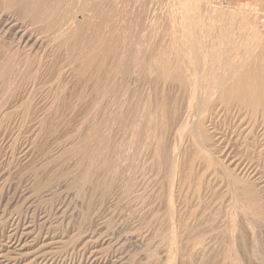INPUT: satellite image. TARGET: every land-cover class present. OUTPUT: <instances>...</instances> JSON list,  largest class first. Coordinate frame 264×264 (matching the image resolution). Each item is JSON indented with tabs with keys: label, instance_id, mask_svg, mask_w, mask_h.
Returning a JSON list of instances; mask_svg holds the SVG:
<instances>
[{
	"label": "rangeland",
	"instance_id": "374dc122",
	"mask_svg": "<svg viewBox=\"0 0 264 264\" xmlns=\"http://www.w3.org/2000/svg\"><path fill=\"white\" fill-rule=\"evenodd\" d=\"M46 1V5H42L41 3H39L37 7L40 12V9L41 11L44 10L43 6H45V11L40 13H42V15L47 14L48 16H40V14H37L39 12H35L36 15H33V11L29 12V14L28 12L22 13L20 7L18 8L20 10H18L16 6H11L16 7L17 10H15V8L13 9L9 6L10 9L14 11L13 12L12 10H9L8 4L5 0H0V47L2 45V47L0 48V264H264V136H257V130H254L255 134H251V129H249L251 127V119L249 117L242 119L239 118V120H241L239 121L237 118V115H239L237 108L233 109L229 107L231 110L228 111L225 105L217 103L218 97L214 94V90H217L215 88L214 79H209L205 81L206 84L203 81V84L201 85L202 88L200 87L199 89V92H203L201 95L199 94V97H202L199 101L200 104H202L203 102V105H201L202 107L208 105L207 107H205V109H208L210 107L211 109L213 108V116L216 115L214 117L212 116L213 118L210 117V121L208 112H205L206 114H203V118L207 117L209 120V123L207 122V125H205L206 131H208L212 137H216L214 140L217 139L215 141L217 142V148L216 150H213L214 152H212L216 155L214 154L212 156V154H207L205 150H201L200 148L201 144H203V133L200 129L201 127H196V130H193L196 131L195 133H197V135H194V132L191 131L190 136H187L190 137V139L187 138V141V139H185L186 135L183 134L187 133V131L185 130L190 129L189 126L192 123L188 125L189 128L186 127L185 130L179 132V127L177 126V124H174L173 120H170V116H167L170 115L169 107L171 108L172 104L176 102V99L180 98V95L182 100L180 98L178 105L179 107H186L190 89L187 88L186 91L188 92H186L184 89L182 90V88L175 82L168 81L164 78H161L163 81H161L160 79L158 80L156 74L154 75L152 71L149 70V66L153 64L152 61L154 53H157V55L160 57V62L156 64L157 67L160 68L159 72L165 66L187 64L186 62L188 60L191 61V58L195 55L199 58L201 57L198 62V65L200 68L202 67L201 69H203L205 65L203 47L207 46V44H212V42H214L215 40H217L215 42L219 44H217V46L214 48H210L211 52L213 50L211 57L213 61L211 63H215L214 66H217L216 63H218V67L224 66L223 63H226L227 65L230 64V53L235 54V52L238 50L249 54H253L255 51H259V47H261L264 43V33H261V31H263L262 23L264 22V0H94V2H92L94 4L100 2L99 5L97 3L96 6L98 7V9L100 6L101 9L99 10L102 12V15L88 17L89 27L84 28L86 29V31H81L85 34H78L79 37L80 35H82V37L85 36L82 39L83 41L79 40L83 43L79 42L80 44L76 45L77 49L79 50H77L75 46H71L73 43L72 41L74 40L72 36V34L74 33V27L70 29V24L67 26V22H60V20L62 19V17L60 16L62 15L63 18L70 19L74 17L72 14L73 11H82L83 8H86L85 10L87 11L88 6L86 5L85 7H83L86 1L70 0L71 3L69 4V0H61V3H64L63 1H67L65 2L66 7H64V4H61L59 2V4L57 5L58 0ZM51 2L53 4L56 3V8H54L55 5L53 4V6H51V9L49 8V3L51 4ZM73 3L74 6H71V4ZM62 5L64 8L61 7ZM79 5L81 6V8ZM69 6V12L67 9L66 13L65 9ZM75 6L79 9H77ZM189 6H194L191 8L192 11ZM73 7L77 10L73 9ZM34 8L36 10V7ZM61 8L63 11L61 10ZM176 9H178V11ZM189 9L190 12L188 13ZM47 10L49 11L47 12ZM15 11L17 12L16 15ZM104 11L105 14H103ZM156 13H158L159 15H157ZM20 14H23V16H25L24 14L28 15L23 17L20 16ZM31 14L36 17L40 16L43 20L40 19L41 21L38 20L39 23L37 21H35L37 22L35 23L33 22L35 17H33ZM64 14L66 16H64ZM30 15L32 18H34L32 21ZM109 15H115L116 17H109ZM28 16L30 17V19L28 18ZM102 16H104V18ZM203 17L205 19H203ZM24 18L25 20L26 18H28L31 23L33 22V25H31L28 19V21L26 20L25 22ZM100 19L101 21H103V23H110V26L106 24L102 25L103 23L100 21ZM183 19H185L186 21H184ZM200 19L204 25L200 22ZM172 21L174 24L172 23ZM261 21L263 22L261 23ZM90 23L91 25H93L92 27L90 26ZM96 23H101L99 24V26H102L98 28L99 26H96L98 25ZM14 24L17 25L15 26ZM62 24L65 25L63 26ZM19 26H22V28H20ZM93 27L95 28V30ZM102 27L104 28V30ZM58 28L60 29L58 30ZM92 28L94 31L91 30ZM108 28H110L114 34L111 32L110 29L109 31H107ZM257 28H259L260 33L258 32ZM20 29H24L26 33L28 32L27 35L24 34L25 32L23 30V32H21ZM100 29L101 31H103H100L102 35L96 34L99 32L98 30ZM87 30L88 32L90 31L91 34L87 33ZM201 31L202 34H205L207 38H198L199 33ZM67 34H70V36ZM87 34H89L90 36H86ZM30 35L31 37L29 38ZM91 35L94 36L92 40H94L97 36L101 35L102 37H105V39L109 40V42H112L110 39L114 40L113 37H115L116 35L117 38L115 37V39H117V41L114 40L113 42L114 44H116L117 49H115L114 52H110L115 54L109 53L106 56L103 63L99 64V68H94V66H92L91 68L93 71L91 70V68L89 69L90 71H92L91 73L89 70V72L87 71L88 74L86 72H84V74L79 73L77 69L79 67L78 59L81 58L79 52L83 49L82 46L86 47L87 42L89 43L88 40L91 41V39H89L91 38ZM143 35L146 36L144 37ZM118 36L120 38V41L118 39ZM168 36L170 38H168ZM239 36H241V41L239 40ZM70 37L72 39H70ZM259 37L263 38L259 40ZM66 38L68 39L69 44L67 43V47L69 48L70 52H72L71 49H73L72 54L69 53L68 48H64L66 45L63 47L64 49L62 48L63 45L61 44V39L64 40L62 42L64 44V42H67ZM122 38L124 41L121 40ZM32 40H34V43L32 42ZM125 41H128L129 43ZM231 41L233 43H231ZM143 42L147 44H143ZM117 43L119 44L117 45ZM127 43L129 46L127 45ZM124 45L126 48L122 47ZM254 45H256L257 47H254ZM80 46L82 48H80ZM224 48L226 49V51ZM217 49L219 50L217 51ZM228 49L230 50V52ZM76 50L79 51L77 52V54L75 52ZM197 50H199V52ZM182 51L186 54V56ZM227 51L229 54L227 53ZM119 53V58L121 59L118 58ZM223 53H225L226 55ZM70 54L74 57H70ZM223 55L224 57L226 56L229 59H226V57L224 59V57H222ZM113 56H115V58L117 59H114ZM175 56L177 57L175 58ZM133 57H135V59H133ZM73 58L78 59H76L77 61H75V59ZM71 59L74 62L73 64L72 61H70ZM164 59L168 63H166ZM219 59L221 61H226L221 63ZM249 59L244 58V70H246L250 66L249 64L251 63V61H248ZM113 60H116L117 62H114ZM194 61L195 59H192V62L190 63L193 64ZM139 62H142L141 65ZM67 63L69 64L67 65ZM28 64L30 65V67L28 66ZM120 66L122 69L120 68ZM75 67L77 68L75 69ZM105 67L106 70H108V73L105 70ZM114 68H116V70L119 69V71L115 72L116 70ZM22 69H24V71ZM73 69H75V71ZM102 69H104V71ZM217 70L216 74H219V76H223L222 70L220 68H218ZM93 72L94 75H92ZM103 72L105 73V75L107 73V75L104 76L105 80L101 77V75L103 76L104 74ZM109 75L111 77H109ZM94 76L97 77L98 80ZM79 78L81 80H79ZM108 79L111 80L109 81ZM152 80L153 85L151 84ZM160 81L161 83L164 82L165 84L160 83L162 86H158V82ZM147 82L148 84L146 85ZM154 82L156 84H154ZM229 82L232 83L231 80ZM99 83L103 84V86H101V84ZM105 83H109L107 85L108 87ZM156 85L158 87H156ZM151 86L156 87H154L156 92L152 90L153 88H151ZM128 87L131 88L128 89ZM173 87L176 89H173ZM176 90L179 91L177 92ZM83 92L84 97L81 94ZM149 92L153 93L150 94ZM163 93L164 95H160ZM132 94L133 96L130 98L129 96ZM183 94L184 96H182ZM103 96L104 98H102ZM123 97L125 99L123 100L124 107L123 105H121ZM126 97L130 98L131 100L125 102L128 100ZM136 97H138V104L137 100H135L137 99ZM139 97L141 98V100ZM142 97H144L145 102H143L144 99ZM148 97L150 101L147 99ZM161 97H167V103H169L167 106L168 108L161 104ZM97 98L101 100V103L98 104L99 101ZM207 98L209 101L207 100ZM95 102L97 103V105L95 104ZM129 103H131L130 107ZM134 103L138 106H136V109ZM126 104H128V107L126 106ZM139 107L143 110H138ZM126 108L129 109L127 110ZM117 110L120 111L121 115L119 112L116 113ZM125 111L128 112L129 115ZM147 116L148 118H146ZM222 116H226L225 121ZM130 117L133 118L131 119ZM219 117L222 118V120ZM139 118L142 119L140 120ZM115 119L116 123L114 121ZM121 120L123 123L121 122ZM133 120L137 121L138 123ZM112 121H114V125L116 124L115 126L113 125ZM120 122L121 125H119ZM130 122H132L133 124ZM139 122L141 124H139ZM151 122L155 128L152 127ZM155 122L159 123L161 129L159 128L158 123L156 124ZM168 122H171L169 125L170 127L168 128L169 130H167L166 128ZM124 123L126 126L124 125ZM220 123L222 124L220 125ZM243 123L244 125H242ZM112 125L114 128L112 127ZM171 125L173 126V128L171 127ZM208 125L210 127H207ZM116 126L118 128H116ZM130 126L131 128H129ZM148 126H151L152 129ZM214 127H216V131ZM119 128L124 129V131L125 129L126 131H128L123 132V130L121 129V131ZM157 128L158 130L155 131ZM118 129L119 131H117ZM261 129L260 132L262 131ZM211 130L213 133L211 132ZM239 130L240 134L241 132L243 134L242 139L251 138L252 140L253 138H255L253 139L256 142L254 143V146L259 145L258 147H260L258 154L256 151V154L259 159H257L256 161L258 162L250 163V160L246 161L247 158L244 159L241 158L243 156H239L238 151L236 150L237 147L235 146L240 135ZM130 131L132 132V134H134V137L137 136L136 134L139 135L136 137V141H134L135 138H133V136L131 137ZM246 131H248L249 134L246 133ZM111 132L113 133V137L119 142L115 143L116 140L111 137ZM114 133L116 134L114 135ZM125 133L127 135L129 134L130 137L129 135H123ZM108 134L109 136H107ZM141 134L143 135V138H141ZM150 134L152 137L148 136ZM191 135L194 137H192ZM164 136L168 141L167 145L172 147V149L170 147L168 148H170V150L172 151L174 149L178 151L180 153L179 160L183 159L180 161L181 163H178V166L174 169H170L169 165L165 163L166 161L162 157L160 158V140ZM150 137L153 139H151ZM130 138H133V140ZM147 138L150 139L147 140ZM191 138H193L192 141ZM111 139L114 140V142ZM229 139L232 140L230 141ZM236 139L237 141L235 142ZM105 140H109L111 142H107ZM149 140L151 143L149 142ZM135 142L138 143V146ZM142 142L145 144H143ZM154 142H156V144ZM229 142L230 144H228ZM258 142L259 144H257ZM169 143H173L172 146ZM233 143H235V145H233ZM129 144H131L132 146H136L133 148L137 150L140 148L142 151L139 149L138 152H136L137 150H133L131 145ZM180 144L182 147L180 146ZM231 144L235 147H233ZM154 145L156 146L153 147ZM112 146L116 149H114ZM93 147L96 149H94ZM215 147L216 146H214L213 148L215 149ZM148 148H151V150H149ZM178 148H180V150H178ZM92 149H94V151ZM98 150L99 153L97 152ZM102 150L105 152H103ZM113 150H116L118 154L116 153V151L114 152ZM235 150L237 152H235ZM216 151L220 152L221 155H218L219 153H216ZM260 151L261 154H259ZM106 152L109 154V156H107L108 154ZM113 152L116 154H114ZM187 152H189L188 155L186 154ZM227 152L231 154H228ZM145 153L151 155H146ZM138 154L140 157L144 156L143 159L142 157L139 158ZM191 154H195L194 157ZM196 154L198 155L196 156ZM105 155L107 156V158ZM127 155H129L128 158L126 157V159H124ZM184 155L186 156V158H184ZM230 155H232V157ZM259 155L261 158L259 157ZM113 156L115 157L113 158ZM132 156L134 158H132ZM147 156L152 159L147 160ZM111 157L113 158L112 160ZM120 157H122L123 161ZM137 157L139 159H137ZM191 157L196 158L194 159V161L193 159L189 161V158ZM220 157L221 159L223 157L227 158L224 159L227 160L228 164H230V167L232 165L233 169L236 168L234 169V173L245 176L247 184H249L257 191L258 201L255 202L253 205H251L250 203L244 204L240 201L234 202L233 208L231 209L232 215L227 218V224H225L223 230L220 231V228H218L220 224L222 226V223H220L219 225L217 224L218 226L216 225L217 230L216 228H214L215 230H211V232L209 230L208 232L210 233L205 234L206 240H204V244L202 245L203 247L200 246L198 248H192L188 247L186 243H182L180 245L182 249L180 250L182 255L179 257V260H177V257L174 256V253L170 250L171 246H173L174 248L178 245L174 241L171 230V223L169 219L171 211H169V201L166 196L169 197L170 192H173L174 195H178L180 194L178 191L183 188L184 189L180 191L181 195H184L186 193H189L190 195H196V193L198 192L199 194H197L196 196L200 195L202 197V194L208 195L209 191L210 195L213 193L212 196L223 195V193H229L233 196L234 188L232 184H230V181L229 183L227 182L229 178L225 174L226 169L223 165L219 164L217 159ZM236 157L237 159H234ZM198 159H200V161ZM208 159H212L211 161L213 162L209 161ZM109 160L111 162H109ZM207 160L208 162H205ZM239 160L241 162H239ZM113 161L115 162L112 163ZM163 161H165L164 164ZM184 161H189V163H185ZM98 162L100 163V166L98 165ZM146 162L150 164H147ZM133 163L135 164V166ZM157 163L158 165H156ZM232 163H235L236 166ZM91 164L92 168L91 166H89ZM112 164L114 167L116 165V167L114 168ZM152 164L154 166H152ZM165 164L167 166H165ZM187 164L189 165V168H187ZM190 164L192 166H190ZM206 164L207 169L205 168ZM254 164H256L257 166H254ZM179 166H183L184 170L183 167L181 168ZM201 166H204L206 170ZM219 167L220 169L217 171ZM129 169L131 173H133L132 175L134 177L132 178L131 174L128 175ZM135 169L137 172L134 171ZM149 169L151 170L149 171ZM187 169L191 170L188 174ZM173 170H176L175 173ZM213 170L215 171L212 172ZM220 170L222 172L221 174L219 172ZM101 171H103V173ZM193 172H195L194 174H196V176L193 174ZM141 173L143 175H141ZM178 173L180 174L178 175ZM223 173L225 175H223ZM96 174L98 175L96 176ZM97 177H99L100 179ZM176 177H178V180ZM225 178H227V180ZM130 179L132 181H130ZM192 179H194L195 182H192L191 184V181H193ZM212 179H215V182ZM185 180L186 183H182ZM133 181L138 184L136 185ZM177 181L180 182L177 183ZM203 181L206 183H204ZM202 182L205 185L209 183V185L205 187ZM218 182L220 183V185L218 184ZM169 183V188L171 190L168 188ZM163 184L166 186H164ZM177 184L179 185L177 186ZM193 184L194 186L196 185V189L194 188ZM198 184L199 186H197ZM210 184L213 186H210ZM214 184H216L215 186L217 187H215ZM132 187L134 188L132 189ZM178 187L180 188V190ZM205 188L207 191L205 190ZM125 189L128 190L126 191ZM191 189H193V191ZM203 190H205L206 192ZM143 195H145L146 197H143ZM210 195L207 197L210 198ZM141 197L144 199L141 200ZM230 197L227 198L229 199ZM202 198L205 197L203 196ZM161 199L163 200V202H160ZM212 203H214V206L212 205ZM209 204L207 205V210L209 209L208 211L204 208V210L207 211H204L206 213V217L209 214L212 215L211 211H214L216 209L214 207L218 206L215 202H211ZM257 207L259 208L257 209ZM238 211L240 214L238 213ZM205 216H203V220L201 221H204ZM208 218H210V216ZM211 218L209 219L210 221ZM205 220L206 221L204 222L206 223L201 222L202 224L204 223V225L201 226V231L203 232H207V230L209 229L206 228V226L209 225L210 222L207 221V219ZM219 221L220 220H218V222ZM229 223L231 224V226ZM163 229L165 231H163ZM234 229L236 232L234 231ZM219 235L223 238H221ZM187 251L190 253H188ZM183 255L186 256L184 257Z\"/></svg>",
	"mask_w": 264,
	"mask_h": 264
},
{
	"label": "bare ground",
	"instance_id": "6f19581e",
	"mask_svg": "<svg viewBox=\"0 0 264 264\" xmlns=\"http://www.w3.org/2000/svg\"><path fill=\"white\" fill-rule=\"evenodd\" d=\"M6 2H7V4H8V8H9V10H12V9H10V7L11 6H16L17 7V9L20 7V9H21V11H22V13L24 12V13H27L28 12V14H29V12H31V11H33V15H36V13L37 12H39V9H38V5H39V3H41L42 5L43 4H45L46 5V0H5ZM55 1V0H54ZM68 1V0H67ZM67 1H63L64 3H61L62 1L60 0H58L57 1V5L59 4V3H61V4H64V7H66V5H65V2H67ZM72 1V0H71ZM76 1V0H75ZM86 1V3L84 4V6L83 7H85L86 5L88 6L87 8V11L85 10L86 8H83V10L82 11H78L77 9H79V8H77L76 6V8L77 9H75L74 7H73V9H75V10H77V12L76 11H73V18H70V19H65V18H63V16L61 15L60 17H62V19L60 20V22H67V26L69 25L70 26V29L72 28V27H74V33L72 34V32H71V34H72V36H73V38H74V40L72 41L73 43H72V45L71 46H75L76 47V45H78V44H80L79 42H81V41H83L82 39L85 37L84 35V37H82V35H80V37H79V35L78 34H81V33H83L84 31H86V29H84V28H87V27H89V19H88V17H90V16H97V15H102V12L99 10V9H101L100 8V6H99V9H98V7L96 6V4L98 3V5H99V3L100 2H97L96 4H94V3H92V2H94V0H85ZM100 1V0H99ZM103 1V0H102ZM130 1H132V0H130ZM160 1V0H159ZM187 1V0H186ZM4 2V1H3ZM59 2V3H58ZM38 3V4H37ZM68 3L70 4L71 2H70V0L68 1ZM78 3H79V1H78ZM163 3V2H162ZM166 3V2H165ZM186 3V2H185ZM6 4V5H7ZM53 3L51 2V4L49 3V8L51 9V6H53V5H55V4H53ZM122 4V3H121ZM141 4V3H140ZM180 4V3H179ZM197 4V3H196ZM4 5V4H3ZM68 5V4H67ZM74 6V3L73 4H71V6ZM101 5H102V3H101ZM167 5V4H166ZM10 6V7H9ZM41 6V5H40ZM60 6V5H59ZM80 6V5H79ZM126 6V5H125ZM129 6H131V5H129ZM165 6V5H164ZM176 6V5H175ZM180 6V5H179ZM6 7V6H5ZM16 7H11V8H15V10H17L16 9ZM34 7H36V10H35V8ZM44 7V10H42L41 11V9H40V12H43V11H45V6H43ZM48 7V6H47ZM62 8H64L63 7V5L61 6ZM102 7V6H101ZM147 7V6H146ZM182 7V6H181ZM192 7H194V6H189V8L191 9ZM196 7V6H195ZM200 7V6H199ZM4 8V7H3ZM8 8H6V9H8ZM53 8V7H52ZM54 8H56V5H55V7ZM59 8V7H58ZM62 8H61V10H62ZM80 8H81V6H80ZM177 8H179V7H177ZM184 8V7H183ZM186 8V7H185ZM20 9H18V10H20ZM43 9V8H42ZM68 9V12H69V9H70V6L69 7H67L66 9H65V11ZM127 9H128V7H127ZM130 9V8H129ZM173 9V8H172ZM190 9H189V11H188V13L190 12ZM194 9H196V8H194ZM205 9V8H204ZM35 10V11H34ZM122 10V9H121ZM126 10V9H125ZM177 11H178V9H176ZM13 11V10H12ZM49 10H47V12H48ZM63 11V10H62ZM64 11V12H65ZM72 11V10H71ZM110 11V10H109ZM118 11V10H117ZM127 11V10H126ZM179 11H181V10H179ZM187 11V10H186ZM191 11H192V9H191ZM199 11V10H198ZM14 12V11H13ZM36 12V13H35ZM37 13L38 15L40 14V16L42 15V13ZM54 12V11H53ZM61 12V11H60ZM63 12V13H64ZM135 12V11H134ZM158 12V11H157ZM173 12V11H172ZM194 12V11H193ZM16 11H15V15H16ZM19 13V12H18ZM46 13V12H45ZM55 13H56V11H55ZM62 13V12H61ZM66 13H67V11H66ZM127 13V12H126ZM163 13V12H162ZM179 13V12H178ZM12 14H14V13H12ZM27 14V15H28ZM31 14V15H32ZM81 14H83V15H81ZM103 14H105V11H104V13ZM109 14V13H108ZM157 15H159L160 14V12H159V14L158 13H156ZM166 14V13H165ZM168 14V13H167ZM181 14H182V12H181ZM192 14V13H191ZM198 14V13H197ZM18 15V14H17ZM25 16H27L26 14H24ZM31 15H30V17H31ZM32 15V16H33ZM44 15H47V14H44ZM44 15H42V16H44ZM67 15H69V14H67ZM71 15V14H70ZM20 16H23V14L21 15L20 14ZM25 16H23V17H25ZM40 16H33V17H35V19H37V20H35L34 18H32L31 19V21L33 20V22H35V21H37L38 22V20H40V19H42V17H40ZM48 16V15H47ZM64 16H66L65 14H64ZM106 16V15H105ZM108 16V15H107ZM115 16V15H114ZM114 16H110L109 15V17H113L114 18ZM180 16V15H179ZM183 16H184V14H183ZM13 17V16H12ZM22 17V18H23ZM30 17L28 16V18L30 19ZM38 17H39V19H38ZM59 17V18H60ZM69 17V16H68ZM72 17V16H71ZM100 17V16H99ZM103 18H104V16H102ZM116 17V16H115ZM147 17V16H146ZM198 17V16H197ZM14 18H15V16H14ZM13 18V19H14ZM21 18V19H22ZM28 18H26V20L28 19ZM92 18V17H91ZM90 18V19H91ZM95 18V17H94ZM106 18V17H105ZM158 18V17H157ZM183 18V17H182ZM19 19V18H18ZM28 19V20H29ZM50 19V18H49ZM108 19V18H107ZM116 19H118V18H116ZM121 19V18H120ZM155 19V18H154ZM153 19V20H154ZM167 19V18H166ZM170 19V18H169ZM193 19V18H192ZM203 19H205L204 17H203ZM24 20H25V18H24ZM23 20V21H24ZM26 20H25V22H26ZM27 20V21H28ZM43 20V19H42ZM48 20V19H47ZM106 20V19H105ZM134 20V19H133ZM184 21H186L185 19H183ZM264 20V19H263ZM4 21V20H3ZM14 21V20H13ZM41 21V20H40ZM100 21H101V19H100ZM149 21V20H148ZM193 21V20H192ZM17 22H18V20H17ZM20 22V21H19ZM29 22H30V20H29ZM32 22V23H33ZM37 22H35V23H37ZM43 22V21H42ZM52 22V21H51ZM70 22V23H69ZM90 22H91V20H90ZM96 22H97V20H96ZM102 23H103V21H101ZM153 22V21H152ZM151 22V23H152ZM194 22V21H193ZM200 22H201V19H200ZM204 22V21H203ZM263 21H261V23H262ZM9 23V22H8ZM13 23H16V22H13ZM12 23V24H13ZM23 23V22H22ZM21 23V24H22ZM28 23V22H27ZM31 23V22H30ZM31 23V25H33ZM39 23V22H38ZM58 23V22H57ZM75 23V24H74ZM136 23V22H135ZM150 23V24H151ZM172 23H173V21H172ZM198 23V22H197ZM202 23V22H201ZM206 23V22H205ZM210 23V22H209ZM213 23V22H212ZM21 24H19V25H21ZM54 24V23H53ZM66 24V23H65ZM65 24H62L63 26L65 25ZM96 24H98V23H96ZM99 24H101V23H99ZM99 24L98 25H96V26H99ZM106 23H103L102 25H105ZM110 24V23H109ZM109 24H106V25H109ZM114 24V23H113ZM174 24V23H173ZM203 24V23H202ZM7 25V24H6ZM15 26L17 25V24H14ZM23 25V24H22ZM24 25H25V23H24ZM101 25V26H102ZM112 25V24H111ZM118 25H120V24H118ZM117 25V26H118ZM141 25V24H140ZM176 25V24H175ZM179 25V24H178ZM194 25V24H193ZM198 25V24H197ZM204 25V24H203ZM210 25V24H209ZM236 25V24H235ZM10 26V25H9ZM28 26V25H27ZM61 26V25H60ZM90 26L92 27L93 25H91V23H90ZM101 26H99L98 28H100ZM110 26V25H109ZM113 26V25H112ZM111 26V27H112ZM126 26H127V24H126ZM143 26V25H142ZM151 26V25H150ZM154 26H155V24H154ZM158 26V25H157ZM196 26V25H195ZM20 27V26H19ZM66 27V26H65ZM90 27V28H91ZM95 27V26H94ZM93 27V28H94ZM114 27V26H113ZM10 28V27H9ZM17 28V27H16ZM20 28H22V26L20 27ZM93 28L91 29V30H93ZM103 28V27H102ZM101 28V29H102ZM118 28V27H117ZM174 28V27H173ZM180 28V27H179ZM204 28H206V27H204ZM203 28V29H204ZM25 29V28H24ZM24 29H20L21 30V32H23L24 31ZM60 28H58V30H59ZM65 29V28H64ZM67 29V28H66ZM89 29V28H88ZM101 29L100 30H98L99 32L98 33H96V34H101V32H103V31H101ZM109 29L110 28H108L107 29V31H109ZM175 29V28H174ZM184 29V28H183ZM202 29V28H201ZM209 29V28H208ZM255 29H256V27H255ZM258 29V32H259V28H257ZM262 29H263V31H261V33L263 32L264 33V22L262 23ZM4 30V29H3ZM7 30H9V29H7ZM23 30V31H22ZM27 30V29H26ZM61 30H63V29H61ZM69 30V29H68ZM72 30V31H73ZM83 30V32H81ZM90 30V29H89ZM94 30H95V28H94ZM93 30V31H94ZM103 30H104V28H103ZM106 30V29H105ZM111 30V29H110ZM151 30V29H150ZM155 30V29H154ZM171 30V29H170ZM194 30V29H193ZM192 30V31H193ZM49 31V30H48ZM63 31H65V30H63ZM101 31V32H100ZM106 31V32H107ZM142 31H143V29H142ZM147 31V30H146ZM160 31V30H159ZM166 31V30H165ZM184 31V30H183ZM195 31V30H194ZM208 31H210V30H208ZM3 32V31H2ZM8 32V31H7ZM25 32V31H24ZM92 32V31H91ZM96 32V31H95ZM111 32H112V30H111ZM28 33V32H27ZM27 33L25 32L24 34L25 35H27ZM65 33V32H64ZM69 33H70V31H69ZM87 33H90V31L88 32V30H87ZM105 33V32H104ZM109 33V32H108ZM107 33V34H108ZM113 33V32H112ZM151 33V32H150ZM171 33V32H170ZM193 33V32H192ZM195 33V32H194ZM199 33V32H198ZM249 33V32H248ZM260 33V32H259ZM83 34H85V33H83ZM91 34V33H90ZM93 34V33H92ZM106 34V33H105ZM114 34V33H113ZM129 34H130V31H129ZM157 34V33H156ZM163 34V33H162ZM177 34V33H176ZM208 34V33H207ZM210 34V33H209ZM56 35V34H55ZM65 35V34H64ZM67 35H69L70 36V34H67ZM102 35V34H101ZM101 35H99V36H97L94 40H92L93 39V37L94 36H92L91 35V38H89V39H91V41L90 40H88L89 41V43L87 42V45H86V47H84V46H82L83 47V49L82 50H80V52L79 51H77V50H79V49H77V47H76V54H77V52H79V55L81 56V58H76V59H78V62H79V67H78V64H77V67H75V69L77 68L78 69V72L79 73H83L84 74V72H86L87 74H88V72L90 71L89 69L92 67V66H94V68H99V64L100 63H103V61H104V59L106 58V56L110 53V52H114L115 51V49H117V47H116V44H114V40H116L117 41V39H115V37L117 38V34L115 35V37H113L114 38V40H112V39H110L112 42H109V40H107V39H105V37H102ZM109 35V34H108ZM112 35V34H111ZM119 35H121V34H119ZM148 35V34H147ZM185 35V34H184ZM194 35V34H193ZM248 35V34H247ZM23 36V35H22ZM61 36V35H60ZM71 36V37H72ZM86 36H90L89 34H87ZM114 36V35H113ZM126 36V35H125ZM144 36V35H143ZM146 36V35H145ZM144 36V37H145ZM154 36V35H153ZM207 36H209V35H207ZM252 36V35H251ZM24 37V36H23ZM26 37V36H25ZM31 37V35L29 36V38ZM70 37V39H72ZM82 37V38H81ZM121 37V36H120ZM188 37V36H187ZM206 36H205V34H202V31L199 33V39H204ZM261 37V36H260ZM259 37V38H260ZM22 38V37H21ZM27 38V37H26ZM68 38V37H67ZM66 38V39H67ZM76 38V39H75ZM77 38H78V40H77ZM80 38V39H79ZM168 38H170L169 36H168ZM167 38V39H168ZM207 38V37H206ZM239 40L241 41V36H239ZM263 38V37H262ZM262 38H260L259 40H261ZM25 39V38H24ZM65 39V38H64ZM69 39V38H68ZM68 39H67V42L65 43L64 42V44L62 43L64 40H62L61 39V44L63 45L62 46V48L64 47V48H68L67 46H68ZM118 39H119V41H120V38H119V36H118ZM149 39V38H148ZM209 39V38H208ZM233 39V38H232ZM79 40H81V41H79ZM121 40H123V38L121 39ZM152 40H153V38H152ZM177 40V39H176ZM186 40V39H185ZM243 40V39H242ZM254 40V39H253ZM24 41V40H23ZM85 41V40H84ZM124 41V40H123ZM146 41V40H145ZM170 41V40H169ZM215 41H217V40H215ZM212 42V44H210V45H208L207 44V46H205V47H203V49H204V60H205V65H204V67H203V69H201L200 67H199V65H198V62H199V60H200V58L198 57V56H194V57H192L191 58V61L190 60H188L189 61V63H188V61L186 62L187 64H180V65H175V66H165V67H163L161 70H160V72H159V69L160 68H158L157 67V63H159L160 62V57L157 55V53H154V55H153V61H152V63L153 64H151L150 66H149V70H151L152 71V73L155 75L156 74V76L158 77L157 79L159 80H161V81H163L161 78H164V79H166V80H168V81H172V82H175V83H177L181 88H182V90L184 89L185 91H186V89L187 88H189L190 89V92H189V94H188V98H187V100H188V102L186 103V107H182V106H180L179 107V101H180V98H181V95H180V98H177L176 99V102H174V104H172V106H171V108L169 107V109H170V115H167V116H170V120L172 121L173 120V123L174 124H177V126L179 127L178 128V130H179V132H181V131H183V130H185L186 129V127H188V125H190L191 123V125L189 126L190 127V129H187V130H185V131H187V133L186 134H183V135H186V138L185 139H187V138H189L190 139V137H187L188 135L190 136V134H191V131H193L194 129L196 130V127H201L200 129H201V131H202V133H203V144H201V150H205L206 152H207V154H212V156L215 154V153H212V152H214L213 150H216V148H217V142H215L216 140H214L215 138L214 137H212L210 134H209V132L208 131H206V127H205V125H207V122L209 123V120H208V118L206 117V118H203V114H206L205 112H208V114H209V119H210V121H211V118L210 117H212L213 116V114H214V111H213V108L211 109V107L210 108H208V109H205V107H207V106H205V107H202L201 105H203V102H202V104H200V101L199 100H201V98L202 97H199V94L201 95L203 92L201 91V92H199L200 90V87L202 88V84H203V81L205 82V81H207V80H209V79H214V83H215V88L217 89V90H214L215 92H214V94L215 95H217V97H218V100H217V103L218 104H223V105H225L226 107H227V110L228 111H230L231 109L230 108H237V110H238V114L239 115H237L238 117V120H239V118L240 119H242V118H247V117H249L250 119H251V127L249 128V129H251L250 131H251V134H255V131L254 130H257V136H260V137H263L264 136V43H263V45L261 46V47H259L258 49H259V51H255L253 54L251 53V54H249V53H245V52H243V51H241V50H238V51H236L235 52V54L234 53H230V55H229V58L231 57V61H230V64H226V63H223V65L224 66H220V67H218V63H216V65L217 66H214V64H212L211 62L213 61V59L211 58L212 57V52H213V50H212V52L210 51V48H214V47H216L217 46V44H219V43H217V42ZM230 41V40H229ZM234 41V40H233ZM26 42H27V40H26ZM30 42V41H29ZM28 42V43H29ZM32 42L34 43V40H32ZM47 42V41H46ZM70 42V41H69ZM122 42V41H121ZM120 42V43H121ZM125 42H128V41H125ZM125 42H124V44H125ZM154 42V41H153ZM191 42V41H190ZM236 42V41H235ZM244 42V41H243ZM253 42V41H252ZM20 43V42H19ZM31 43V42H30ZM48 43V42H47ZM68 43V44H67ZM81 43H83V42H81ZM123 43V42H122ZM129 43V42H128ZM128 43H127V45H128ZM138 43V42H137ZM140 43V42H139ZM145 42H143V44H144ZM148 43H151V42H148ZM167 43H169V42H167ZM202 43V42H201ZM228 43V42H227ZM231 43H233L232 41H231ZM230 43V44H231ZM250 43V42H249ZM255 43V42H254ZM253 43V44H254ZM32 44V43H31ZM36 44V43H35ZM53 44V43H52ZM119 43H117V45H118ZM130 44H131V42H130ZM141 44H142V42H141ZM145 44H147V43H145ZM193 44H195V43H193ZM221 44H223V43H221ZM16 45V44H15ZM140 45V44H139ZM250 45V44H249ZM12 46V45H11ZM52 46V45H51ZM80 46V48H82ZM129 46V45H128ZM141 46V45H140ZM139 46V47H140ZM149 46V45H148ZM179 46V45H178ZM220 46V45H219ZM1 47H2V45H1ZM0 47V48H1ZM9 47V46H8ZM22 47V46H21ZM33 47V46H32ZM53 47H55V46H53ZM122 47H125V45L124 46H122ZM144 47H145V45H144ZM168 47V46H167ZM180 47V46H179ZM184 47V46H183ZM227 47V46H226ZM236 47V46H235ZM254 47H257L256 45H254ZM3 48H5V47H3ZM2 48V49H3ZM23 48H24V46H23ZM40 48V47H39ZM63 48V49H64ZM72 48V47H71ZM79 48V47H78ZM126 48V47H125ZM141 48H143V47H141ZM158 48V47H157ZM146 49H147V47H146ZM145 49V50H146ZM152 49V48H151ZM168 49V48H167ZM174 49V48H173ZM216 49V48H215ZM225 49V48H224ZM232 49V48H231ZM59 50V49H58ZM58 50H56V51H58ZM68 50H69V48H68ZM72 50V52H73V49H71ZM127 50V49H126ZM187 50V49H186ZM219 49H217V51H218ZM229 50V49H228ZM245 50V49H244ZM6 51V50H5ZM26 51V50H25ZM28 51H30V50H28ZM32 51V50H31ZM128 51H129V49H128ZM138 51V50H137ZM147 51V50H146ZM150 51V50H149ZM156 51V50H155ZM193 51V50H192ZM198 52H199V50H197ZM215 51V50H214ZM225 51H226V49H225ZM247 51V50H246ZM72 52H70V50H69V53H71L72 54ZM183 52V51H182ZM221 52V51H220ZM229 52H230V50H229ZM249 52V51H248ZM250 52H252V51H250ZM141 53V52H140ZM145 53V52H144ZM149 53V52H148ZM167 53V52H166ZM184 53V52H183ZM200 53H201V51H200ZM199 53V54H200ZM218 53V52H217ZM227 53H228V51H227ZM19 54V53H18ZM70 54V57H72L73 55H71ZM110 54H115V53H110ZM185 54V53H184ZM223 54H225V53H223ZM229 54V53H228ZM14 55V54H13ZM144 55V54H143ZM162 55V54H161ZM167 55V54H166ZM181 55V54H180ZM226 55V54H225ZM5 56V55H4ZM119 56H120V53H119V55H118V58H119ZM130 56V55H129ZM138 56V55H137ZM185 56H186V54H185ZM248 56V57H247ZM7 57V56H6ZM23 57V56H22ZM74 57V56H73ZM76 57V56H75ZM79 57V56H78ZM114 57V59H117V58H115V56H113ZM116 57H117V54H116ZM177 56H175V58H176ZM180 57V56H179ZM216 57H217V54H216ZM222 57H224V55L222 56ZM222 57H221V59H222ZM226 57V56H225ZM225 57H224V59H225ZM251 57V58H250ZM164 58V57H163ZM187 58V57H186ZM229 58H227L226 57V59H229ZM244 58H250L248 61H251V63L249 64L250 66L246 69V70H244V67H245V60H244ZM14 59V58H13ZM31 59V58H30ZM49 59V58H48ZM73 59H75V58H73ZM75 59V61H77ZM119 59H121V58H119ZM129 59V58H128ZM133 59H135V57H133ZM167 59V58H166ZM192 59L194 60L195 59V61H197V62H195L194 61V63L193 64H191L190 62H192ZM223 59V60H224ZM21 60V59H20ZM19 60V61H20ZM141 60V59H140ZM145 60V59H144ZM149 60V59H148ZM147 60V61H148ZM176 60V59H175ZM180 60H182V59H180ZM244 60V61H243ZM8 61V60H7ZM69 61V60H68ZM67 61V62H68ZM70 61H72V64L74 63L73 62V60L71 59ZM108 61V60H107ZM111 61V60H110ZM114 62L116 61V60H113ZM129 61V60H128ZM131 61V60H130ZM133 61V60H132ZM137 61V60H136ZM143 61V60H142ZM146 61V62H147ZM164 61H165V59H164ZM215 61V60H214ZM219 61H221L220 59H219ZM226 60H224V61H221V63L222 62H225ZM237 61V62H236ZM28 62V61H27ZM117 62V61H116ZM119 62V61H118ZM127 62V61H126ZM166 62V61H165ZM32 63V62H31ZM109 63V62H108ZM140 63V62H139ZM142 63V62H141ZM141 63H140V65H141ZM163 63V62H162ZM166 63H168V62H166ZM201 63V62H200ZM69 63H67V65H68ZM98 66H97V65ZM105 64H107V63H105ZM110 64V63H109ZM119 64V63H118ZM144 64V63H143ZM148 64V63H147ZM24 65V64H23ZM75 65V64H74ZM111 65V64H110ZM115 65V64H114ZM113 65V66H114ZM133 65V64H132ZM139 65V64H138ZM139 65V66H140ZM167 65V64H166ZM220 65V64H219ZM28 66L30 67V65L28 64ZM72 66V65H71ZM103 66V65H102ZM108 66V65H107ZM125 66H127V65H125ZM135 66V65H134ZM160 66V65H159ZM25 67H26V65H25ZM67 67V66H66ZM109 67V66H108ZM107 67V68H108ZM115 67V66H114ZM116 67H118V66H116ZM147 67V66H146ZM158 68V70H157V68ZM34 68V67H33ZM69 68V67H68ZM74 68V67H73ZM103 68V67H102ZM120 68H121V66H120ZM126 68V67H125ZM144 68V67H143ZM142 68V69H143ZM218 68H220L221 70H222V72H223V76H219V74L217 75L216 74V70L218 69ZM30 69V68H29ZM66 69V68H65ZM75 69H73L74 71H75ZM115 70H116V68H114ZM118 69V68H117ZM122 69V68H121ZM124 69V68H123ZM135 69V68H134ZM23 71H24V69H22ZM72 70V69H71ZM89 70V71H88ZM91 70H92V68H91ZM103 71H104V69H102ZM105 70H106V67H105ZM114 70V71H115ZM127 70H128V68H127ZM144 70V69H143ZM12 71V70H11ZM20 71V70H19ZM62 71V70H61ZM88 71V72H87ZM93 71V70H92ZM92 71H90V73L92 72ZM107 71V73H108V70H106ZM105 71V72H106ZM109 71H110V69H109ZM117 71H119V69L118 70H116L115 72H117ZM139 71V70H138ZM218 71V70H217ZM29 72V71H28ZM77 72V71H76ZM75 72V73H76ZM95 72H97V71H95ZM112 72H113V70H112ZM114 72V73H115ZM140 72V71H139ZM5 73V72H4ZM24 73V72H23ZM36 73V72H35ZM56 73V72H55ZM57 73H58V71H57ZM75 73H73V74H75ZM104 73V72H103ZM107 73H106V75H107ZM110 73V72H109ZM113 73V74H114ZM134 73H135V71H134ZM133 73V74H134ZM137 73V72H136ZM219 73V72H218ZM221 73V72H220ZM38 74V73H37ZM98 74V73H97ZM111 74V73H110ZM149 74V73H148ZM59 75V74H58ZM90 75V74H89ZM92 75H94V72H93V74ZM101 75V74H100ZM105 75V73L103 74V76L101 75V77L104 79L105 77L104 76H106ZM117 75V74H116ZM147 75V74H146ZM152 75V74H151ZM153 75V76H154ZM76 76V75H75ZM97 76V75H96ZM113 76V75H112ZM136 76V75H135ZM137 76H138V74H137ZM36 77V76H35ZM84 77V76H83ZM83 77H81V78H83ZM86 77V76H85ZM95 77V76H94ZM100 77V78H101ZM109 77H111L110 75H109ZM155 77V76H154ZM32 78V77H31ZM93 78V77H92ZM96 79H97V77H95ZM94 78V79H95ZM108 78V77H107ZM59 79V78H58ZM87 79V78H86ZM85 79V80H86ZM152 79H154V78H152ZM37 80V79H36ZM79 80H81L80 78H79ZM84 80V79H83ZM88 80V79H87ZM86 80V81H87ZM98 80V79H97ZM105 80V79H104ZM109 81L111 80V79H108ZM138 80H140V79H138ZM165 80V81H166ZM232 81V83L231 82H229V81ZM142 81V80H141ZM150 81V80H149ZM161 81L160 82H158L159 83V85L158 86H160L161 84H163V83H161ZM89 82V81H88ZM104 82V81H103ZM106 82V81H105ZM144 82V81H143ZM146 82V81H145ZM152 83V85H153V80L151 81ZM102 83V82H101ZM101 83H99V84H101ZM161 83V84H160ZM106 84V83H105ZM109 84V83H108ZM108 84H106V86L108 85ZM148 84V82L146 83V85ZM154 84H156L155 82H154ZM165 84V83H164ZM205 84H206V82H205ZM210 84V83H209ZM136 85V84H135ZM88 86V85H87ZM96 86V85H95ZM101 86H103V84H101ZM100 86V87H101ZM157 85H156V87H158ZM162 86V85H161ZM100 87H99V89H100ZM105 87V86H104ZM108 87V86H107ZM155 86H151V88H153L152 90H154L155 92H156V90H155V88H154ZM170 87H171V85H170ZM210 87V86H209ZM131 88V87H130ZM129 87H128V89H130ZM145 88H146V86H145ZM161 88V87H160ZM87 89V88H86ZM98 89V88H97ZM137 89V88H136ZM140 89V88H139ZM149 89V88H148ZM173 89H176V88H174L173 87ZM13 90V89H12ZM84 90V89H83ZM82 90V91H83ZM150 90V89H149ZM136 91V90H135ZM139 91V90H138ZM177 91V90H176ZM179 91V90H178ZM177 91V92H178ZM130 92V91H129ZM137 92V91H136ZM181 92V91H180ZM183 92V91H182ZM186 92H188V91H186ZM87 93V92H86ZM85 93V94H86ZM131 93V92H130ZM130 93H128V94H130ZM150 93V92H149ZM151 93H153V92H151ZM150 93V94H151ZM160 93V92H159ZM162 93V92H161ZM207 93V92H206ZM211 93H213V92H211ZM210 93V94H211ZM82 94V96H83V94H84V92L83 93H81ZM95 94V93H94ZM100 94V93H99ZM102 94V93H101ZM127 94V93H126ZM148 94V93H147ZM166 94V93H165ZM88 95V94H87ZM106 95V94H105ZM138 95V94H137ZM160 95H164V93L163 94H160ZM160 95H158V96H160ZM172 95V94H171ZM81 96V97H82ZM86 96V95H85ZM99 96V95H98ZM127 96V95H126ZM133 96V94L132 95H130L129 97L131 98ZM182 96H184V94L182 95ZM84 97V96H83ZM101 97V96H100ZM125 97V96H124ZM124 97H123V99H122V104L121 105H123L124 103H123V100H125L124 99ZM151 97V96H150ZM157 97V96H156ZM155 97V98H156ZM102 98H104V96L102 97ZM127 98V97H126ZM130 98H127L128 100L127 101H125V102H128L129 100H131ZM137 99H135V100H137V104H138V97H136ZM140 98V97H139ZM143 99H144V97H142ZM200 98V99H199ZM54 99V98H53ZM94 99H96V98H94ZM98 99V98H97ZM142 99V100H143ZM148 100H149V97L147 98ZM146 99V100H147ZM160 99V98H159ZM205 99V98H204ZM203 99V100H204ZM140 100H141V98H140ZM181 100H182V98H181ZM207 100H208V98H207ZM214 100V99H213ZM212 100V101H213ZM98 104L99 103H101L100 101V99H98ZM150 101V100H149ZM156 101V100H155ZM209 101V100H208ZM132 102H134V101H132ZM143 102H145V99H144V101ZM160 102H162L161 104L163 105V106H166V108H168L167 106H168V104L169 103H167L168 101H167V97H161V100H160ZM159 102V103H160ZM173 102V101H172ZM215 102V101H214ZM210 103V102H209ZM95 104L97 105V103L95 102ZM130 105H129V107L131 106V103H129ZM146 104V103H145ZM128 104H126V106H127ZM133 105V104H132ZM142 105V104H141ZM140 105V106H141ZM147 105V104H146ZM152 105V104H151ZM222 105V106H223ZM118 106V105H117ZM134 106H135V109H136V106L137 105H135V103H134ZM133 106V107H134ZM148 106H149V104H148ZM157 106V105H156ZM159 106H160V104H159ZM170 106V105H169ZM119 107V106H118ZM123 107H124V105H123ZM128 107V106H127ZM138 107V106H137ZM154 107H155V105H154ZM230 107V108H229ZM140 108V107H139ZM138 108V110H140L141 111V109L142 108H140L139 109ZM150 108V107H149ZM216 108V107H215ZM215 108H214V110H215ZM127 109V108H126ZM125 109V110H126ZM129 109V108H128ZM127 109V110H128ZM131 109V108H130ZM145 109H147V108H145ZM165 109V108H164ZM124 110V109H123ZM122 110V111H123ZM126 110V111H127ZM134 110V109H133ZM143 110V109H142ZM217 110H218V108H217ZM121 111V112H122ZM125 111V112H126ZM146 111V110H145ZM153 111V110H152ZM167 111H168V109H167ZM117 112H119L120 113V111H116V113ZM131 112V111H130ZM137 112V111H136ZM154 112V111H153ZM160 112V111H159ZM159 112H158V114H159ZM123 113V112H122ZM127 114H128V112H126ZM125 113V114H126ZM133 113V112H132ZM135 113V112H134ZM150 113V112H149ZM155 113H156V111H155ZM216 113V112H215ZM147 114V113H146ZM151 114V113H150ZM163 114V113H162ZM164 114H165V111H164ZM163 114V115H164ZM220 114V113H219ZM120 115H121V113H120ZM129 115V114H128ZM138 115V114H137ZM141 115H142V113H141ZM157 115V114H156ZM218 115V114H217ZM223 115H225V114H223ZM230 115V114H229ZM234 115V114H233ZM232 115V116H233ZM24 116V115H23ZM117 116V115H116ZM127 116V115H126ZM153 116H155V115H153ZM205 116V115H204ZM214 116H216V115H214ZM213 116V117H214ZM227 116V115H226ZM225 116V117H226ZM114 117H115V114H114ZM118 117V116H117ZM124 117H125V115H124ZM134 117V116H133ZM132 117V118H133ZM145 117V116H144ZM144 117H142V118H144ZM163 117V116H162ZM212 117V118H213ZM224 116H222V118L224 119V121H225V118ZM235 117H236V115H235ZM45 118V117H44ZM112 118V117H111ZM120 118H121V116H120ZM119 118V119H120ZM131 118V117H130ZM131 118V119H132ZM142 118H139L140 120L142 119ZM146 118H148V116L146 117ZM149 118H151V117H149ZM220 118V117H219ZM222 118H220L221 120H222ZM229 118V117H228ZM237 118H236V120H237ZM118 119V118H117ZM123 119V118H122ZM168 119H169V117H168ZM217 119V118H216ZM220 119H219V122H220ZM111 120H113V119H111ZM125 120V119H124ZM130 120V119H129ZM139 120V121H140ZM169 120V121H170ZM218 120V119H217ZM245 120V119H244ZM36 121V120H35ZM115 121V123H116V119L114 120ZM114 121H112L113 122V125H114ZM133 121H135V120H133ZM165 121H166V119H165ZM214 121V120H213ZM212 121V122H213ZM239 121H241V120H239ZM121 122H122V120H121ZM121 122H120V124L119 125H121ZM135 122H137V121H135ZM134 122V123H135ZM148 122V121H147ZM150 122V121H149ZM177 122V123H176ZM215 122H216V120H215ZM215 122H214V124H215ZM243 122V121H242ZM118 123V122H117ZM123 123V122H122ZM130 123H132V122H130ZM138 123V122H137ZM145 123V122H144ZM156 123V122H155ZM158 123V122H157ZM156 123V124H157ZM170 123L171 122H168V124L166 125V128H167V130H169L168 128L170 127L169 125H170ZM110 124H111V122H110ZM110 124H108V125H110ZM133 124V123H132ZM139 124H141L140 122H139ZM151 124H152V122H151ZM216 124H217V122H216ZM219 124V123H218ZM222 123H220V125H221ZM239 124H240V122H239ZM113 125H112V127H113ZM116 125V124H115ZM114 125V126H115ZM124 125H125V123H124ZM148 125V124H147ZM212 125V124H211ZM242 125H244V123L242 124ZM123 126V125H122ZM126 126V125H125ZM135 126V125H134ZM136 126H137V124H136ZM156 126V125H155ZM158 126H159V123H158ZM163 126V125H162ZM216 126V125H215ZM248 126V125H247ZM121 127V126H120ZM128 127V126H127ZM148 127H151V126H148ZM152 127H154L153 126V124H152ZM152 127H151V129H152ZM157 127V126H156ZM171 127L173 128V126L171 125ZM175 127V126H174ZM188 127V128H189ZM207 127H210L209 125L207 126ZM211 127H213V126H211ZM217 127V126H216ZM216 127H214L215 128V131H216ZM109 128V127H108ZM114 128V127H113ZM116 128H118L117 126H116ZM129 128H131V126L129 127ZM146 128V127H145ZM155 128V127H154ZM159 128H160V126H159ZM165 128V129H166ZM262 128V129H261ZM120 130L122 129V128H119ZM119 129L117 130V131H119ZM161 129V128H160ZM208 129V128H207ZM234 129H237V128H234ZM248 129V130H249ZM260 129L262 130L261 132H260ZM109 130V129H108ZM123 130V132H125L126 131V129H125V131H124V129H122ZM121 130V131H122ZM146 130V129H145ZM149 130V129H148ZM158 130V128L155 130V131H157ZM176 130H177V128H176ZM214 130V129H213ZM242 130V129H241ZM40 131V130H39ZM110 131H111V127H110ZM128 131V130H127ZM126 131V132H127ZM165 131V130H164ZM210 131V130H209ZM220 131V130H219ZM232 131V130H231ZM131 132V131H130ZM146 132V131H145ZM160 132V131H159ZM168 132V131H167ZM194 132V135H197V133H195L196 131H193ZM211 132H212V130H211ZM137 133H138V131H137ZM142 133H143V131H142ZM165 133V132H164ZM163 133V134H164ZM200 133V132H199ZM213 133V132H212ZM211 133V134H212ZM216 133V132H215ZM246 133H248V131H246ZM113 133L111 132V135H112ZM116 133H114V135H115ZM118 134V133H117ZM145 134V133H144ZM217 134V133H216ZM227 134V133H226ZM239 134H240V130H239ZM249 134V133H248ZM104 135V134H103ZM110 135V136H111ZM123 135H127L126 133L125 134H123ZM129 135V134H128ZM127 135V136H128ZM134 134H132V132H131V137L133 136ZM137 136H139L138 134H136ZM142 135V134H141ZM140 135V136H141ZM42 136V135H41ZM107 136H109V134L107 135ZM117 136V135H116ZM126 136V137H127ZM136 136V137H137ZM148 136H151V134L150 135H148ZM170 136V135H169ZM175 136V135H174ZM192 136V135H191ZM213 136H216V135H213ZM106 137V136H105ZM111 137H113V135L111 136ZM125 137V136H124ZM129 137H130V135H129ZM129 137H128V139H129ZM136 137H134L133 136V138H135L134 139V141H136ZM146 137V136H145ZM152 137V136H151ZM150 137V138H151ZM162 137V136H161ZM176 137V136H175ZM185 137V136H184ZM192 137H194V136H192ZM198 137V136H197ZM232 137H233V134H232ZM235 137V136H234ZM242 137H243V134H242V132H241V134L239 135V138H238V141H237V139L235 140V142H236V145H235V143H233V145H235L236 147H237V151H238V154H239V156H243V157H241V158H247V160L246 161H248V160H250L251 162L250 163H253V162H258V161H256L257 159H258V156H257V154H258V152H259V149H260V147H258V146H254V143H256L255 142V140H253V139H255V138H253L252 140H251V138L250 139H247V138H243L242 139ZM244 137H245V135H244ZM114 138V137H113ZM112 138V139H113ZM116 138H118V137H116ZM133 138H130V139H132L133 140ZM141 138H143V135L141 136ZM150 138H147V140L148 139H150ZM221 138V137H220ZM224 138V137H223ZM222 138V139H223ZM106 139V138H105ZM111 139V140H112ZM115 139V138H114ZM151 139H153V138H151ZM184 139V138H183ZM192 139L193 138H191V141H192ZM199 139V138H198ZM197 139V140H198ZM221 139V140H222ZM234 139V138H233ZM116 140V139H115ZM138 140V139H137ZM141 140V139H140ZM145 140H146V138H145ZM145 140H143V141H145ZM174 140V139H173ZM176 140V139H175ZM202 140V139H201ZM230 140V139H229ZM232 140V139H231ZM230 140V141H231ZM251 140V141H250ZM105 141H109V140H105ZM113 142H114V140H112ZM125 141H127V140H125ZM153 141V140H152ZM180 141H181V139H180ZM179 141V142H180ZM185 141V140H184ZM187 141H188V139H187ZM226 141V140H225ZM109 142H111V141H109ZM116 142H119V141H115V143ZM147 142V141H146ZM149 142H150V140H149ZM148 142V143H149ZM168 141L166 140V138H165V136L163 137V138H161V140H160V149H159V152H160V158L162 157L165 161H163V164H164V162L166 163V164H168L169 165V167H170V169L172 168V169H174V168H176L177 166H178V163H181L180 161L181 160H183V159H181V160H179V155H180V153L178 152V151H176L175 149L172 151V150H170V148L172 149V147H170V146H168L167 143ZM182 142H183V140H182ZM196 142V141H195ZM221 142V141H220ZM261 142V141H260ZM96 143V142H95ZM97 143H98V141H97ZM135 143H137V142H135ZM135 143H134V145H135ZM143 143V142H142ZM151 143V142H150ZM155 144H156V142H154ZM177 143V142H176ZM188 143V142H187ZM190 143V142H189ZM197 143V142H196ZM199 143V142H198ZM225 143V142H224ZM122 144H124V143H122ZM132 144V143H131ZM131 144H129V145H131ZM143 144H145V143H143ZM169 144H171V143H169ZM173 144V143H172ZM172 144H171V146H172ZM182 144H184V143H182ZM194 144V143H193ZM227 144V143H226ZM228 144H230V142L228 143ZM257 144H259V142L257 143ZM261 144V143H260ZM264 144V143H263ZM98 145V144H97ZM133 145V144H132ZM131 145V147H132V149L133 150H137V149H135V148H133V147H136V146H132ZM137 146H138V143L136 144ZM141 145V144H140ZM178 145V144H177ZM186 145V144H185ZM188 145V144H187ZM190 145V144H189ZM195 145H197V144H195ZM194 145V146H195ZM220 145V144H219ZM232 145V144H231ZM232 145V146H233ZM262 145V144H261ZM95 146V145H94ZM99 146H101V145H99ZM104 146H105V144H104ZM108 146V145H107ZM125 146V145H124ZM143 146V145H142ZM156 145H154L153 147H155ZM180 146H181V144H180ZM193 146V145H192ZM199 146V145H198ZM197 146V147H198ZM214 146H216L215 147V149L213 148ZM235 146H233V147H235ZM113 147V146H112ZM145 147V146H144ZM150 147V146H149ZM152 147V146H151ZM168 147H170V148H168ZM182 147V146H181ZM221 147V146H220ZM230 147V146H229ZM232 147V148H233ZM261 147H263V146H261ZM94 148V147H93ZM114 148V147H113ZM130 148V147H129ZM146 148V147H145ZM185 148V147H184ZM191 148V147H190ZM193 148V147H192ZM219 148V147H218ZM231 148V149H232ZM94 149H96V148H94ZM94 149H92L93 151H94ZM114 149H116V148H114ZM131 149V148H130ZM140 149V148H139ZM138 149V150H139ZM149 149V148H148ZM147 149V150H148ZM194 149V148H193ZM196 149V148H195ZM229 149V148H228ZM129 150V149H128ZM132 150V151H133ZM138 150L136 151V152H138ZM141 150V149H140ZM149 150H151V148L149 149ZM178 150H180V148H178ZM189 150H191V149H189ZM230 150V149H229ZM234 150V149H233ZM235 150V152H237ZM262 150V149H261ZM103 151V150H102ZM110 151V150H109ZM114 152L116 151V150H113ZM123 151H124V149H123ZM130 151V150H129ZM142 151V150H141ZM156 151V150H155ZM184 151V150H183ZM187 151V150H186ZM191 151H193V150H191ZM219 151H220V149H219ZM225 151V150H224ZM231 151V150H230ZM229 151V152H230ZM256 151H257V154H256ZM98 153H99V150L97 151ZM101 152V151H100ZM103 152H105V151H103ZM108 152V151H107ZM106 152V153H107ZM113 152V153H114ZM121 152V151H120ZM128 152V151H127ZM178 152V153H177ZM195 152H196V150H195ZM194 152V153H195ZM218 151H216V153H217ZM229 152H227L228 154H231V153H229ZM232 152V151H231ZM234 152V151H233ZM97 153V154H98ZM116 153H117V151H116ZM116 153H114V154H116ZM123 153V152H122ZM129 153V152H128ZM130 153H133V152H130ZM157 153V152H156ZM155 153V154H156ZM188 153L189 152H187L186 154L188 155ZM204 153V152H203ZM219 154L218 155H221L220 154V152H218ZM101 154V153H100ZM103 154V153H102ZM108 154V153H107ZM111 154V153H110ZM113 154V155H114ZM118 154V153H117ZM146 154V153H145ZM144 154V155H145ZM185 154V155H186ZM199 154V153H198ZM198 154H196V156L198 155ZM223 154V153H222ZM259 154H261V151H260V153ZM129 155H131V154H129ZM129 155H127V156H125V158L124 159H126V157L128 158V156ZM146 155H151V154H146ZM184 155V156H185ZM186 155V156H187ZM191 155H193V154H191ZM195 155V154H194ZM194 155H193V157H194ZM203 155V154H202ZM201 155V156H202ZM216 155V154H215ZM224 155V154H223ZM222 155V156H223ZM225 155H227V154H225ZM86 156V155H85ZM106 156V155H105ZM107 156H109V154L107 155ZM107 156H106V158H107ZM122 156V155H121ZM123 156H124V154H123ZM170 156H171V158H170ZM183 156V155H182ZM181 156V157H182ZM186 156L184 157V158H186ZM200 156V157H201ZM206 156V155H205ZM231 157H232V155H230ZM229 156V157H230ZM95 157V156H94ZM115 156H113V158H114ZM118 157V156H117ZM138 157L139 158H141L140 156H139V154H138ZM137 157V159H139ZM144 157V156H143ZM143 157H142V159H143ZM148 157V158H147ZM146 158H147V160H149L150 158H149V156H147ZM157 157H159V156H157ZM193 157H191V158H189V161L190 160H192L193 159V161H194V159L196 158H193ZM208 157V156H207ZM215 157V156H214ZM259 157H260V155H259ZM110 158V157H109ZM112 157H111V160L113 159ZM121 159H122V157H120ZM132 158H134L133 156H132ZM155 158V157H154ZM170 158V159H169ZM202 158V157H201ZM225 157H223L222 159H221V157L220 158H217L218 159V162H219V164H221V165H223L224 167H225V169H226V172H225V174L228 176V183H229V181H230V184H232V186H233V188H234V190H233V196H232V194H229L228 193V191H227V193L228 194H225V193H223V195H216V196H212V194L210 195L209 193V191H208V195H205V194H202V197L204 196L205 198H202L200 195L199 196H196L197 194H199L198 192L196 193V195L195 194H193V195H190L189 193H186V194H184V195H181V192L180 191H182L183 189H181L180 190V188H181V186H180V188H179V190L180 191H178L180 194H178V195H174V193L173 192H170V194H169V197H167L166 196V198H168V201H169V208H170V210L169 211H171V215H170V223H171V230H172V234H173V238H174V241H175V243L178 245V246H176V247H174L173 248V246H171V251L174 253V256H176L177 257V260H179V257L182 255V253H181V251L180 250H182L181 249V247H180V245L182 244V243H186L187 244V246L188 247H192V248H198V247H203L202 245L204 244V240H206V238H205V234L206 233H210L211 232V230H213L214 228H216L220 223H222V226H221V224H220V226L218 227V228H220V231H222L223 230V228L225 227V224H227V222H226V220H227V218H229L231 215H232V212H231V209L233 208V204H234V202H236V201H240V202H243L244 204H251V205H253L255 202H257L258 201V197H257V191L253 188V187H251L249 184H247V182H246V178H245V176H242V175H240V174H237V173H234V169H236V168H232V165H231V167H230V164H228V162H227V160H225V159H227V158H225ZM261 158V157H260ZM99 159V158H98ZM101 159H104V158H101ZM100 159V160H101ZM117 159V158H116ZM120 159V160H121ZM142 159H141V161H142ZM152 159V158H151ZM150 159V160H151ZM207 159V158H206ZM234 159H237V157L236 158H234ZM233 159V160H234ZM264 159V158H263ZM95 160V159H94ZM115 160V159H114ZM128 160V159H127ZM157 160V159H156ZM199 161H200V159H198ZM209 160V159H208ZM208 160L207 161H205V162H208ZM212 160V159H211ZM211 160H209V161H211ZM214 160V159H213ZM241 160V159H240ZM239 160V162H241ZM259 160V159H258ZM122 161H123V159H122ZM131 161H133V160H131ZM189 161H184L185 163H189ZM228 161H230V160H228ZM236 161V160H235ZM262 161V160H261ZM92 162V161H91ZM100 162V161H99ZM98 162V165L100 164ZM109 162H111L110 160H109ZM115 161H113L112 163H114ZM124 162H127V161H124ZM133 162H135V161H133ZM144 162V161H143ZM149 162V161H148ZM192 162V161H191ZM204 162V161H203ZM211 162H213V161H211ZM216 162V161H215ZM214 162V163H215ZM233 162V161H232ZM245 162V161H244ZM264 162V161H263ZM118 163H119V161H118ZM130 163V162H129ZM145 163V162H144ZM147 163V162H146ZM183 163V162H182ZM184 163V164H185ZM193 163V162H192ZM191 163V164H192ZM197 163V162H196ZM199 163V162H198ZM230 163V162H229ZM236 163V162H235ZM235 163L233 164V165H235ZM249 163V164H250ZM104 164H105V162H104ZM132 164V163H131ZM134 164V163H133ZM147 164H150V163H147ZM153 164H154V162H153ZM152 164V166H154ZM162 164V165H163ZM165 164V166H167ZM190 164V166H192ZM241 164V163H240ZM248 164V165H249ZM97 165V166H98ZM142 165V164H141ZM156 165H158V163L156 164ZM155 165V166H156ZM161 165V164H160ZM180 165V164H179ZM188 165V164H187ZM197 165V164H196ZM203 165V164H202ZM243 165V164H242ZM251 165V164H250ZM256 164H254V166H255ZM89 166H91V168H92V164L91 165H89ZM100 166V165H99ZM109 166V165H108ZM112 166H113V164H112ZM134 166H135V164H134ZM147 166V165H146ZM207 164L205 165V168L207 169ZM222 166V167H223ZM236 166V165H235ZM253 166V165H252ZM257 166V165H256ZM114 167V166H113ZM115 167H116V165H115ZM114 167V168H115ZM143 167H144V165H143ZM148 167H149V165H148ZM151 167V166H150ZM179 167H181V166H179ZM178 167V168H179ZM183 167V166H182ZM181 167V168H182ZM202 167V166H201ZM249 167V166H248ZM259 167V166H258ZM142 168V167H141ZM157 168V167H156ZM155 168V169H156ZM163 168V167H162ZM187 168H189V165H188V167ZM202 168H204V166L202 167ZM204 168V169H205ZM237 168H238V166H237ZM253 168V167H252ZM98 169V168H97ZM137 169V168H136ZM136 169L134 170V171H136ZM186 169V168H185ZM197 169H198V167H197ZM196 169V170H197ZM204 169H202V170H204ZM205 169V170H206ZM212 169H214V168H212ZM220 169V167L217 169V171ZM251 169V168H250ZM101 170V169H100ZM99 170V171H100ZM107 170V169H106ZM115 170V169H114ZM131 170H133V169H131ZM146 170H148V169H146ZM151 169H149V171H150ZM162 170V169H161ZM161 170H160V172H161ZM183 170H184V167H183ZM223 170V169H222ZM255 170V169H254ZM93 171H94V169H93ZM127 171V170H126ZM133 171V172H134ZM143 171V170H142ZM148 171V172H149ZM174 171V170H173ZM173 171H171V172H173ZM176 171V170H175ZM175 171H174V173H175ZM187 174L191 171L190 169H187ZM198 171V170H197ZM196 171V172H197ZM215 170H213L212 172H214ZM240 171V170H239ZM256 171V170H255ZM261 171V170H260ZM85 172V171H84ZM90 172V171H89ZM102 173H103V171H101ZM100 172V173H101ZM129 173H128V175L129 174H131V178L132 177H134L132 174L133 173H131V171H130V169H129V171H128ZM137 172V171H136ZM147 172V173H148ZM155 172V171H154ZM164 172V171H163ZM179 172H180V170H179ZM185 172V171H184ZM204 172V171H203ZM220 172V174L222 173L221 172V170L219 171ZM237 172V171H236ZM93 173V172H92ZM97 173V172H96ZM151 173V172H150ZM156 173V172H155ZM173 173V174H174ZM182 173V172H181ZM195 172H193V174H194ZM198 173V172H197ZM209 173V172H208ZM251 173H252V171H251ZM250 173V174H251ZM260 173V172H259ZM139 174V173H138ZM152 174V173H151ZM169 174V173H168ZM167 174V175H168ZM172 174V175H173ZM180 173H178V175H179ZM211 174V173H210ZM219 174V175H220ZM224 173H223V175H225ZM263 174V173H262ZM85 175V174H84ZM98 174H96V176H97ZM105 175V174H104ZM135 175H136V173H135ZM141 175H143L142 173H141ZM171 175V176H172ZM195 176H196V174H194ZM193 175V176H194ZM201 175H202V172H201ZM207 175H209V174H207ZM207 175H206V178H207ZM86 176V175H85ZM92 176V175H91ZM96 176H95V178H96ZM138 176V175H137ZM156 176V175H155ZM154 176V177H155ZM192 176V177H193ZM212 176V175H211ZM217 176V175H216ZM248 176V175H247ZM250 176V175H249ZM90 177V176H89ZM101 177V176H100ZM163 177H164V175H163ZM200 177V176H199ZM204 177V176H203ZM209 177V176H208ZM221 177V176H220ZM224 177H226V176H224ZM91 178V177H90ZM97 178H99V177H97ZM111 178V177H110ZM140 178V177H139ZM153 178V177H152ZM168 178V177H167ZM177 178V180H178V177H176ZM181 178V177H180ZM222 178V177H221ZM94 179V178H93ZM100 179V178H99ZM136 179V178H135ZM148 179V178H147ZM170 179V178H169ZM173 179V178H172ZM171 179V180H172ZM216 179V178H215ZM214 179V180H215ZM226 180H227V178H225ZM253 179V178H252ZM258 179V178H257ZM109 180V179H108ZM107 180V181H108ZM170 180V181H171ZM184 180V179H183ZM187 180V179H186ZM186 180L185 181H183L182 183H186ZM193 181H191V184H192V182L194 183L195 181H194V179H192ZM196 180V179H195ZM198 180H201V179H198ZM203 180V179H202ZM207 180V179H206ZM213 180V179H212ZM213 180V181H214ZM217 180V179H216ZM98 181V180H97ZM126 181V180H125ZM130 181H132L131 179H130ZM135 181V180H134ZM133 181V182H134ZM138 181V180H137ZM149 181V180H148ZM169 181V180H168ZM181 181V180H180ZM180 181H177V183H179ZM211 181V180H210ZM212 181V182H213ZM219 181V180H218ZM128 182V181H127ZM144 182V181H143ZM154 182V181H153ZM172 182V181H171ZM189 182V181H188ZM204 182V181H203ZM202 182V183H203ZM215 182V181H214ZM221 182V181H220ZM222 182H223V180H222ZM226 182V183H227ZM251 182V181H250ZM88 183V182H87ZM98 183V182H97ZM135 184H136V182H134ZM134 183H133V185H134ZM149 183V182H148ZM165 183V182H164ZM204 183H206V182H204ZM203 183V185L206 187V186H208L209 185V183L207 184V185H205ZM227 183V184H228ZM111 184V183H110ZM138 184V183H137ZM136 184V185H137ZM188 184V183H187ZM186 184V185H187ZM190 184V183H189ZM200 184V183H199ZM199 184L197 185V186H199ZM218 184L220 185V183L218 182ZM224 184H225V182H224ZM257 184V183H256ZM255 184V185H256ZM101 185V184H100ZM127 185V184H126ZM144 185V184H143ZM152 185V184H151ZM164 185V184H163ZM179 184H177V186H178ZM183 185V184H182ZM216 184H214V186H215ZM218 185V186H219ZM253 185V184H252ZM48 186V185H47ZM128 186V185H127ZM131 186V185H130ZM156 186V185H155ZM164 186H166V185H164ZM189 186V185H188ZM187 186V187H188ZM193 186H194V184H193ZM210 186H213V185H211L210 184ZM100 187V186H99ZM113 187V186H112ZM142 187V186H141ZM170 187V183H169V185H168V188ZM173 187V186H172ZM187 187H186V190H187ZM215 187H217V186H215ZM109 188V187H108ZM131 188V187H130ZM134 187H132V189H133ZM150 188V187H149ZM194 188L196 189V185L194 186ZM197 188H199V187H197ZM208 188V187H207ZM211 188V187H210ZM262 188V187H261ZM106 189H107V187H106ZM170 189V188H169ZM216 189V188H215ZM214 189V190H215ZM257 189V188H256ZM109 190V189H108ZM110 190H112V189H110ZM126 190V189H125ZM128 190V189H127ZM126 190V191H127ZM171 190V189H170ZM176 190V189H175ZM192 191H193V189H191ZM205 190H206V188H205ZM205 190H203V191H205ZM212 190V189H211ZM210 190V191H211ZM217 190V189H216ZM215 190V191H216ZM220 190V189H219ZM218 190V191H219ZM222 190V189H221ZM120 191V190H119ZM139 191V190H138ZM195 191V190H194ZM198 191V190H197ZM201 191V190H200ZM207 191V190H206ZM205 191V192H206ZM214 191V192H215ZM110 192H112V191H110ZM142 192V191H141ZM186 192V191H185ZM189 192V191H188ZM196 192V191H195ZM195 192H193V193H195ZM259 192V191H258ZM144 193V192H143ZM154 193V192H153ZM168 193V192H167ZM177 193V192H176ZM204 193V192H203ZM221 193V192H220ZM83 194V193H82ZM155 194V193H154ZM216 194H217V192H216ZM222 194V193H221ZM210 195V198H208L207 196H209ZM145 195H143V197H144ZM231 196V197H230ZM146 197V196H145ZM160 197H161V195H160ZM227 197H230L229 199L227 198ZM142 199H144V198H142L141 197V200ZM113 200V199H112ZM121 200V199H120ZM137 200H138V198H137ZM147 200H148V197H147ZM150 200H151V198H150ZM165 200V199H164ZM180 200H181V204H180ZM140 201V200H139ZM144 201V200H143ZM146 201V200H145ZM163 202V200L161 199L160 200V202ZM211 202H215L218 206L217 207H214V208H216L214 211L212 210L211 211V213H212V215H208L207 217L205 216V212H207L208 210H207V208H208V204L209 203H211ZM146 203V202H145ZM165 203V202H164ZM167 204V205H168ZM214 203H212V205H213ZM264 204V203H263ZM210 205V204H209ZM211 206V205H210ZM214 206V205H213ZM216 206V205H215ZM158 207V206H157ZM212 207V206H211ZM211 207H210V209H211ZM135 208V207H134ZM204 208L207 210H204ZM243 208H245V207H243ZM259 207H257V209H258ZM249 209V208H248ZM136 210V209H135ZM205 211V212H204ZM234 211H236V210H234ZM233 211V212H234ZM231 212V213H230ZM241 212V211H240ZM208 213H210V212H208ZM238 213H239V211H238ZM167 214V213H166ZM240 214V213H239ZM146 215V214H145ZM203 216H205V219H207V221H209L210 223H209V225H207L206 226V228H209L208 230H207V232H203V231H201V226L202 225H204V223H206V222H204V221H206L205 219H204V221H201V220H203L202 218H203ZM210 216V218H211V216H212V218H211V221L209 220L210 218H208ZM236 216V215H235ZM246 217H247V215H246ZM158 218V217H157ZM218 220H220L219 222H218ZM138 221V220H137ZM159 221H161V220H159ZM169 221V220H168ZM240 221V220H239ZM143 222V221H142ZM201 222H204L203 224L201 223ZM161 224H162V222H161ZM215 224V225H214ZM218 224V225H217ZM230 224V223H229ZM217 225V226H216ZM235 225V224H234ZM230 226H231V224H230ZM230 226H229V228H230ZM157 228V227H156ZM168 228V227H167ZM203 228V227H202ZM204 229V228H203ZM202 229V230H203ZM158 230V229H157ZM210 230V232H208ZM215 230V229H214ZM216 230H217V228H216ZM226 230V229H225ZM163 231H165L164 229H163ZM162 231V232H163ZM228 231V230H227ZM234 231H235V229H234ZM157 232V231H156ZM236 232V231H235ZM161 233V232H160ZM226 233V232H225ZM232 233V232H231ZM147 234V233H146ZM156 234V233H155ZM219 234H220V232H219ZM217 235V234H216ZM222 235H223V233H222ZM232 235V234H231ZM140 236V235H139ZM150 236V235H149ZM210 236H212V235H210ZM214 236V235H213ZM220 236V235H219ZM152 237H153V235H152ZM171 237V236H170ZM215 237V236H214ZM221 237V236H220ZM219 237V238H220ZM225 237V236H224ZM147 238V237H146ZM148 238H151V237H148ZM161 238V237H160ZM173 238H172V240H173ZM208 238H210V237H208ZM213 238V237H212ZM221 238H223V237H221ZM233 238V237H232ZM147 240V239H146ZM151 240V239H150ZM164 240V239H163ZM227 240V239H226ZM167 241V240H166ZM234 241V240H233ZM238 241V240H237ZM150 242V241H149ZM209 242H210V240H209ZM171 243V242H170ZM209 244V243H208ZM234 244V243H233ZM165 245V244H164ZM163 245V246H164ZM185 245V244H184ZM232 246V245H231ZM187 247V248H188ZM186 248V247H185ZM202 249V248H201ZM169 250V251H170ZM188 252V251H187ZM201 252V251H200ZM188 253H190V252H188ZM214 253V252H213ZM184 254V253H183ZM192 254V253H191ZM232 254V253H231ZM184 257L186 256V255H183ZM195 256V255H194ZM213 256V255H212ZM233 256V255H232ZM11 257V256H10ZM191 260H192V258H191ZM194 261V260H193ZM211 261V260H210ZM241 261V260H240ZM184 262V261H183ZM194 263V262H193Z\"/></svg>",
	"mask_w": 264,
	"mask_h": 264
}]
</instances>
